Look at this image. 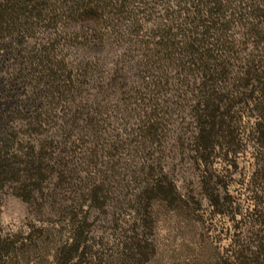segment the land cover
I'll use <instances>...</instances> for the list:
<instances>
[{"label":"trees","instance_id":"1","mask_svg":"<svg viewBox=\"0 0 264 264\" xmlns=\"http://www.w3.org/2000/svg\"><path fill=\"white\" fill-rule=\"evenodd\" d=\"M171 1L0 0V77L23 96L0 128V190L41 199V209L59 205L49 183L75 190L59 214L72 237L54 264H80L85 205L105 210L113 182L139 183L143 215L156 201H182L164 167L149 162L172 111L160 94L178 85L192 87L200 160L236 140L237 106L256 115L259 181L247 186L252 205L235 214L258 229L224 263L264 264V0ZM130 146L149 156L125 179L120 154ZM19 242L0 238V264H19Z\"/></svg>","mask_w":264,"mask_h":264},{"label":"rangeland","instance_id":"2","mask_svg":"<svg viewBox=\"0 0 264 264\" xmlns=\"http://www.w3.org/2000/svg\"><path fill=\"white\" fill-rule=\"evenodd\" d=\"M14 84L7 75H1L0 128L23 99ZM160 97L172 111L161 143L153 145L156 151L149 162L164 167L182 201L177 207L156 201L143 215L136 209L139 183L131 178L111 183L105 210L87 209L85 205L87 213L83 214L88 216L90 228L86 232L88 248L80 264H225L224 259L230 255L227 250L238 247L244 235L249 238L248 232L258 229L253 219L235 214L239 207L244 212L252 205L247 186L252 187L260 176L255 113L237 106L236 140L217 148L209 160L203 161L194 151L192 87L163 89ZM111 100L116 101V96ZM144 154L134 146L122 151L119 165L125 179L149 156ZM48 187L59 205L45 204L42 209L38 204L41 199L26 202L9 187L0 190V238L20 241L18 246L24 251L19 264H54L57 249L72 237L70 220L59 214L64 206L73 205L71 198L76 192L51 183Z\"/></svg>","mask_w":264,"mask_h":264}]
</instances>
